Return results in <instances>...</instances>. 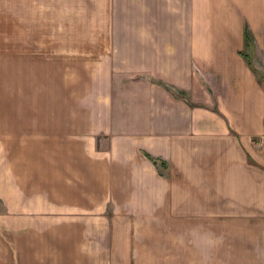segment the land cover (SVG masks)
<instances>
[{"label": "crops", "instance_id": "obj_1", "mask_svg": "<svg viewBox=\"0 0 264 264\" xmlns=\"http://www.w3.org/2000/svg\"><path fill=\"white\" fill-rule=\"evenodd\" d=\"M41 11L0 0V27L32 30L27 59ZM48 13L54 52L97 62L59 116L22 88L16 150L0 127V264H264V0Z\"/></svg>", "mask_w": 264, "mask_h": 264}, {"label": "rangeland", "instance_id": "obj_2", "mask_svg": "<svg viewBox=\"0 0 264 264\" xmlns=\"http://www.w3.org/2000/svg\"><path fill=\"white\" fill-rule=\"evenodd\" d=\"M41 4L40 26L33 29L35 34L33 50L37 53L36 59H32L34 56L27 59L24 55L32 54L25 49L21 51L22 42L26 41V38L28 40L27 35L32 33L30 28H18L13 20H10V26L0 27V87H5L3 93L0 91V116L2 115L0 127L7 126L13 135L22 126L17 114L22 110L20 103L23 87H41L38 93L41 114L44 109L51 106L57 111V113L51 112V116H59L58 112L60 113L61 108L59 110L58 106L74 101L79 94V92L66 91L65 88L88 87L92 78L91 73L97 62L82 59L77 54L75 57V55L70 56L71 54L61 55L54 52L58 42L55 34L61 35L64 31L60 32L58 28L49 25V0H41ZM70 30L73 33L75 29ZM71 33L69 34L73 36ZM65 56L69 59H64ZM259 74V79L262 78L264 82V72L261 71ZM49 122L55 124L57 118ZM16 135L8 138L9 141H7L10 148L14 150H16ZM103 143L102 146H105L106 141ZM14 162L16 164V161Z\"/></svg>", "mask_w": 264, "mask_h": 264}, {"label": "trees", "instance_id": "obj_3", "mask_svg": "<svg viewBox=\"0 0 264 264\" xmlns=\"http://www.w3.org/2000/svg\"><path fill=\"white\" fill-rule=\"evenodd\" d=\"M244 35H245L246 42L251 43L252 37H251V35H250V33H249L247 27H245V34H244ZM248 62H249V64H250V66H251V65H252V61H251V59L248 58ZM148 157L151 158L150 155H148ZM156 162H157V161H156ZM162 164H164V162H162Z\"/></svg>", "mask_w": 264, "mask_h": 264}]
</instances>
